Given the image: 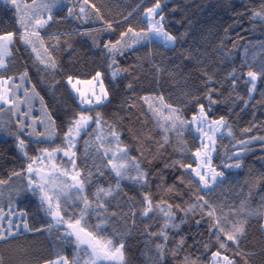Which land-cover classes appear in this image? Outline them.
<instances>
[{"label": "snow or ice", "instance_id": "snow-or-ice-1", "mask_svg": "<svg viewBox=\"0 0 264 264\" xmlns=\"http://www.w3.org/2000/svg\"><path fill=\"white\" fill-rule=\"evenodd\" d=\"M179 8L0 0V264H133L137 245L143 264H264V0L234 10L260 32L238 62L224 39L178 50ZM221 106L253 110L239 135Z\"/></svg>", "mask_w": 264, "mask_h": 264}, {"label": "trees", "instance_id": "trees-1", "mask_svg": "<svg viewBox=\"0 0 264 264\" xmlns=\"http://www.w3.org/2000/svg\"><path fill=\"white\" fill-rule=\"evenodd\" d=\"M95 2L100 3L102 0H95ZM103 2L109 3L113 6L114 11L118 10H130L131 7L135 6L137 0H103ZM172 4L180 5V8L174 13H168L169 15V28L181 39L178 42L177 48L180 49V45L182 44L184 48H187L190 44L198 42L201 47H208L213 52H215L216 45L219 44L221 39L225 41V51L228 52L236 61H239L241 52L239 49L232 48V41L236 40L237 44H243L245 41L238 39V36L247 38L260 37L259 29L257 28L254 33H248L244 31L245 28L250 27L247 20L243 21L242 24H233V21L237 19L234 14V10L236 12H243L246 6H249L250 0H170ZM119 5V9L116 6ZM61 30H63L66 25H60ZM228 28V35L225 36L224 29ZM55 30V29H53ZM187 31V35L184 33ZM187 40V43L184 41ZM78 47L77 52L73 55L72 59L74 61L80 60L81 58L87 59L89 64H92L94 61V57H91V53L87 51L86 48ZM19 55V54H17ZM135 61V56H132L127 61L129 64ZM67 63V61H65ZM21 66L20 61L17 62L16 68ZM142 79L145 80V86L151 80V76L147 75L150 69H141ZM58 78V77H57ZM163 89L167 95L168 90L173 88V85L168 82V78H162ZM155 87V85H153ZM57 95L62 98V100L66 101L69 105V110H71L72 102L70 98L67 97V93L63 88H59L57 91ZM172 99H176V95L172 96ZM47 102L53 106V110L60 108V113L63 112L62 105H57L56 101L52 99L51 96L46 95ZM106 112H111V109H106ZM237 111H239L237 109ZM253 110L251 107L245 111L244 113H240L239 117L235 114H230L227 112L226 106H221L219 114H225L230 117L231 122H233V126L237 129V134L239 135V127L247 126L248 122L252 119L251 112ZM256 115L260 119H264V114L260 112V110L256 109ZM2 140V138H0ZM227 143V141H225ZM4 149V145L0 143V151ZM261 155L260 148L257 145L255 148V152L249 154L248 159L246 161L244 171L240 172L238 175V179L241 181L244 179L247 174V169L249 167L254 168L255 171L260 170L261 161L257 158ZM5 160L3 157H0V166H3ZM15 162L8 161L7 167L14 166ZM5 174L3 170H0V175ZM227 189V186H225ZM223 191V197H229L232 195L231 192L227 190ZM217 195H220L218 193ZM250 233H255V226L251 228ZM143 245H137L134 250L131 259L133 260V264H143L142 257L140 255L139 249H141Z\"/></svg>", "mask_w": 264, "mask_h": 264}, {"label": "rangeland", "instance_id": "rangeland-1", "mask_svg": "<svg viewBox=\"0 0 264 264\" xmlns=\"http://www.w3.org/2000/svg\"><path fill=\"white\" fill-rule=\"evenodd\" d=\"M5 119L7 118V117H4ZM0 138H2L3 139V137H0Z\"/></svg>", "mask_w": 264, "mask_h": 264}]
</instances>
